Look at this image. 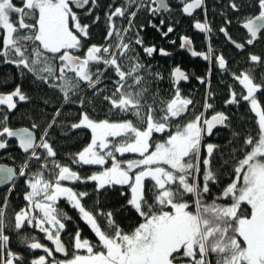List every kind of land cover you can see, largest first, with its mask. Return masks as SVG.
<instances>
[{
  "label": "snow or ice",
  "instance_id": "1",
  "mask_svg": "<svg viewBox=\"0 0 264 264\" xmlns=\"http://www.w3.org/2000/svg\"><path fill=\"white\" fill-rule=\"evenodd\" d=\"M181 3L182 13L189 16L204 9L205 19L194 21L193 27L210 39L215 33L207 19L206 0ZM99 6V0H0V65L15 67L21 81L8 92L0 91V150L16 138L23 153L14 166L0 165V185H9L0 198V264H264V53L249 52V66L232 73L223 53L207 45L205 51L193 50L191 38L180 37L181 49L210 61L205 75L195 77L206 88L202 107L215 113L208 119L195 111V99L180 86L193 78L191 74L180 66L170 69L169 94L164 98L159 88L164 74L144 63L137 51L149 58L172 55L145 43L140 34L144 26L134 27L140 10L153 19L162 9L170 11L166 0L109 4L106 34L97 44L90 40L91 29L100 22ZM226 7L236 14L235 22L246 36L240 43L232 38L228 29L233 20L226 12L220 13L218 31L242 54L264 40V0H229ZM89 17L91 22H86ZM175 23L170 22L166 31L163 18L159 25L150 21L148 26L167 37ZM214 67L243 86L239 92L229 86L225 107L245 103L255 115L243 132L231 131L227 152L206 139L217 126L232 129V114L216 110L210 87ZM29 78L33 87L58 92L62 105L52 108L51 118L46 112L34 118L21 116L29 127L14 129L9 114L18 103L34 100L23 87ZM8 83L0 80V88ZM43 103L47 107L49 101ZM72 104L80 112L67 127L88 130L91 139L78 153L65 154L69 161L65 164L58 159L53 134L60 130V135H68L60 117L63 106ZM155 134L166 135L157 140ZM125 154L139 158H119ZM82 165L99 170L84 176ZM223 169H230V182L213 194ZM19 179L25 182V203L17 209L11 206V195ZM89 182H95L91 192L74 186ZM116 186L128 188L127 206L141 218L131 231L101 207L98 197L85 203L94 193ZM61 200L76 210L79 221L96 237L93 243L77 225L71 255L62 235L73 218L60 206ZM37 232L54 247L46 246ZM14 244L23 245L29 254L41 249L44 254L26 260Z\"/></svg>",
  "mask_w": 264,
  "mask_h": 264
},
{
  "label": "trees",
  "instance_id": "2",
  "mask_svg": "<svg viewBox=\"0 0 264 264\" xmlns=\"http://www.w3.org/2000/svg\"><path fill=\"white\" fill-rule=\"evenodd\" d=\"M229 0H206L207 3V19L211 23L214 35L209 39L208 33H201L199 30L194 29V21L199 20L203 21L205 19L204 9H200L192 16H185L182 13V3H177L173 0H168L170 5V11L161 12L160 16H157L155 19L148 12L140 10L137 16L134 19V27L144 26L141 31V35L144 38L146 44H155L158 47H163L167 51L171 52V56H161L159 53L155 54L152 58L147 57L144 53L138 48L137 51L140 52V56L143 58V62L153 66L155 71H159L164 74L165 79L160 82L159 88L161 90V95L164 96V93L167 91L169 93L170 84L168 80L169 70L173 66L179 65L184 71L192 75V79L188 82H182L181 88L183 89L185 95L191 94V97L196 101L195 111L197 113L204 112L206 117H209L212 114H215L213 111L208 110L202 105L206 103L205 101V86L201 85L195 77H203L206 73V70L209 67L210 61H205L203 57H193L189 52L180 48V37L182 35H187L194 42L193 47L196 50L205 51L207 47L214 48L217 52L223 53L228 60V68L232 73H236L238 69L243 70L249 65L246 62V57L249 52L256 54L264 53V40L259 41L254 46L249 47L246 52L243 54L231 46L225 39V37L218 31L219 27L222 26L223 17L220 15L221 12L228 13V18L233 20L231 27L228 29L230 35L236 41H243L246 36V30L243 29L241 24L235 22L236 14L232 13L230 9L226 6ZM115 3L119 5L122 3V0H99V9L98 14L100 16V22L91 29V43H102L103 37L106 34V24H105V11L108 8L109 4ZM248 11H254L248 10ZM247 14V12L242 13V15ZM163 18L166 22L163 30H167V25L176 21L173 26L175 31L170 33L167 37H163L155 28H152L149 25V22L159 25L160 19ZM92 17H89L86 22H91ZM119 23V21H117ZM124 26H127L126 23ZM175 40L176 43L172 44L171 41ZM7 79L9 81L6 87L0 88V91L8 92L15 84L21 83L19 77H17V69L11 65H0V80ZM229 86L231 90L239 92L243 89V86L238 82H235L228 73L220 71L217 67L212 69L211 75V84L210 87L215 93V105L217 111L230 112L232 114V129L225 128L221 126L218 130H215L214 135L210 138H206L207 142L214 143L221 148H224L227 152L225 145L231 137V131L243 132L246 127L249 126L252 120L255 119L254 113H251L247 109V105L242 103L239 106H228L225 107L224 101L228 98ZM23 87L28 92L29 95L34 97V100L31 104L20 102L18 103V108L9 114L10 126L13 128L19 127H29L27 119H21V116L27 115L29 117H35L37 113L46 112L47 117L51 118L52 108L60 107L62 101L60 94L58 92L41 89L39 87H33L30 83V78L23 81ZM108 87L111 88V84H108ZM261 99H264V94H261ZM43 100H48L49 104L45 107ZM39 101V102H38ZM98 107L96 111L101 113L99 116L100 119L104 118L102 108L99 106V101H96ZM80 112V108L75 105H64L63 114L60 117V122L64 125L62 131L68 133V135H60V130L54 132V138L58 141L57 151L60 153L58 159L62 163H69L65 158V154L68 153H78L83 146H85L90 138L91 133L88 130H70L67 125L75 122L77 114ZM131 119L132 117H127ZM247 122V123H246ZM10 147L0 152V162L14 165L16 162H19L23 158V153L17 148L16 142L9 140ZM14 158V159H13ZM120 159H136L133 154H125ZM227 158V157H225ZM219 167V164L216 165ZM99 166H79L81 175L87 176L93 173V168ZM224 175L221 176L220 184L212 186V193L218 194L220 188L224 187L225 184L230 182L229 173L230 169H223ZM79 190H88L92 191L95 188V182H89L87 184L74 185ZM25 191V182L23 179H19L15 191L11 195V206L13 208H20L24 203L23 193ZM121 191H124L126 195H121ZM7 190L0 191V198L4 196ZM99 198L100 205L105 211H112L115 215L116 222L127 232L131 231L135 226H137L141 221V218L137 213L130 207L127 206V200L130 198L129 190L126 186H116L108 190H102L99 193H94L89 198L86 199L85 203L91 204L93 200ZM211 194L208 196V199L211 200ZM60 206L64 208L68 215L73 218V223L68 225L67 234L62 235V239L69 248V254L71 255V236L74 233L75 227L78 225L83 229V236L91 240L93 243L96 242V237L89 230L87 226L81 221H79L78 213L76 210L69 207V205L61 200ZM11 213V208L9 209ZM38 238L46 244L48 247H52V243L47 241L43 234L36 233ZM14 250H20L24 252L25 259L30 260L33 256L43 255V250H35L33 254H29L28 251H24L23 245H15ZM59 259V256H57Z\"/></svg>",
  "mask_w": 264,
  "mask_h": 264
},
{
  "label": "water",
  "instance_id": "3",
  "mask_svg": "<svg viewBox=\"0 0 264 264\" xmlns=\"http://www.w3.org/2000/svg\"><path fill=\"white\" fill-rule=\"evenodd\" d=\"M163 10V9H162ZM200 9H197V10H195L194 12H193V14L192 15H194L197 11H199ZM185 15H187V14H185ZM191 15V16H192ZM187 16H189V15H187ZM230 42V41H229ZM232 44V43H231ZM210 119V118H209ZM219 126H217V128H218ZM14 129H16V128H14ZM214 131H215V129H214ZM10 140H12V141H14V142H16V145H17V148L22 152V150L18 147V140L16 139V138H11ZM2 151H4V150H0V152H2ZM0 165H4V166H7V167H11V166H14V165H10V164H7V163H2V162H0ZM8 187H9V185L8 184H3V185H0V190H4V189H8ZM52 243V242H51ZM52 247H54V245L52 244ZM57 256H59L60 258H64L63 257V254H56Z\"/></svg>",
  "mask_w": 264,
  "mask_h": 264
},
{
  "label": "bare ground",
  "instance_id": "4",
  "mask_svg": "<svg viewBox=\"0 0 264 264\" xmlns=\"http://www.w3.org/2000/svg\"><path fill=\"white\" fill-rule=\"evenodd\" d=\"M166 2L168 3V0H166ZM168 5H169V3H168ZM169 7H170V5H169ZM182 7H183V5H182ZM182 7H181V9H182ZM161 12H167V11H165V10H161ZM185 16H187V15H185ZM223 35V34H222ZM224 36V35H223ZM225 37V36H224ZM225 39H226V37H225ZM226 41L231 45V46H233L235 49H237L233 44H231V42H229L227 39H226ZM180 42H181V40H180ZM241 41H238L237 40V43H240ZM184 50H186L187 52H189L190 53V51L189 50H187V49H184ZM193 50H196L194 47H193ZM237 50H239V49H237ZM240 52H241V50H239ZM191 54V53H190ZM202 57V56H201ZM175 66H179V65H175ZM175 66H173L172 68H174ZM183 70V69H182ZM213 115V114H212ZM212 115H210L209 117H208V119L209 118H211V116ZM182 122V121H181ZM23 127H25V126H23ZM221 126H219L218 128H216L215 130H218L219 128H220ZM158 135H160L161 136V134H155V139H157V140H160V139H162V138H160V137H158ZM75 167V166H74ZM96 168H99V167H95V168H93V171H95V169ZM5 190H8V189H5ZM1 191V190H0Z\"/></svg>",
  "mask_w": 264,
  "mask_h": 264
},
{
  "label": "rangeland",
  "instance_id": "5",
  "mask_svg": "<svg viewBox=\"0 0 264 264\" xmlns=\"http://www.w3.org/2000/svg\"><path fill=\"white\" fill-rule=\"evenodd\" d=\"M173 1H175V2H177V3H180V2H181V0H173ZM168 94H169V93H167V91H166V92L164 93V96H163V97H164V98H168ZM205 117H206V116H205ZM206 118H208V117H206ZM214 132H215V131H214ZM165 135H166V134H161V136L158 135V137L163 138ZM90 139H91V138H90ZM89 142H90V140H89ZM89 142H88V143H89ZM133 155H134V158H139V157H138V154H133ZM98 170H99V168H96V169H95V171H98ZM95 171H94V172H95ZM81 254H83V250H81Z\"/></svg>",
  "mask_w": 264,
  "mask_h": 264
}]
</instances>
